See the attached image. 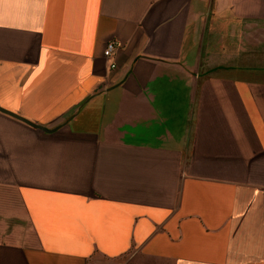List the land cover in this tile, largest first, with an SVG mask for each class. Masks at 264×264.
I'll return each instance as SVG.
<instances>
[{"label":"crops","instance_id":"1","mask_svg":"<svg viewBox=\"0 0 264 264\" xmlns=\"http://www.w3.org/2000/svg\"><path fill=\"white\" fill-rule=\"evenodd\" d=\"M127 254L264 264V0H0V264Z\"/></svg>","mask_w":264,"mask_h":264},{"label":"rangeland","instance_id":"2","mask_svg":"<svg viewBox=\"0 0 264 264\" xmlns=\"http://www.w3.org/2000/svg\"><path fill=\"white\" fill-rule=\"evenodd\" d=\"M214 20H212V24H213ZM221 21L220 19L217 20V25L219 26ZM215 24V23H214ZM213 24V25H214ZM212 39L210 40V44L212 45ZM199 47V66H201V69L204 70H208L209 67L206 68L205 64H209L210 62H212V60H209L208 58V54L213 51V46L209 47L204 40H200L198 45ZM102 264H108L105 261L101 262ZM111 264H158L155 262L150 261L149 259H141L139 257H134L132 255H124L122 256L119 261H115Z\"/></svg>","mask_w":264,"mask_h":264},{"label":"built area","instance_id":"3","mask_svg":"<svg viewBox=\"0 0 264 264\" xmlns=\"http://www.w3.org/2000/svg\"><path fill=\"white\" fill-rule=\"evenodd\" d=\"M120 44L116 41L110 40L108 41L103 49L102 55L104 58L110 60L112 55L114 54V51L118 48ZM109 67H114V63L112 61H109Z\"/></svg>","mask_w":264,"mask_h":264},{"label":"water","instance_id":"4","mask_svg":"<svg viewBox=\"0 0 264 264\" xmlns=\"http://www.w3.org/2000/svg\"><path fill=\"white\" fill-rule=\"evenodd\" d=\"M4 112H6V111H4ZM6 113L11 114V115H13V116H15V117H17V118H20V117H18V116H16V115L12 114V113H10V112H6ZM20 119H21V118H20ZM24 121H25V120H24ZM27 123H29V124L32 125V126H35V127L41 128V129H43V130H47V128L44 127V126H42V125L35 124V123H31V122H27Z\"/></svg>","mask_w":264,"mask_h":264}]
</instances>
